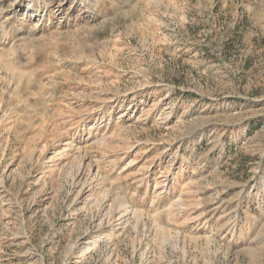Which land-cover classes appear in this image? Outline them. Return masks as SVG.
Listing matches in <instances>:
<instances>
[{"label": "rangeland", "instance_id": "rangeland-1", "mask_svg": "<svg viewBox=\"0 0 264 264\" xmlns=\"http://www.w3.org/2000/svg\"><path fill=\"white\" fill-rule=\"evenodd\" d=\"M0 264H264V0H0Z\"/></svg>", "mask_w": 264, "mask_h": 264}]
</instances>
